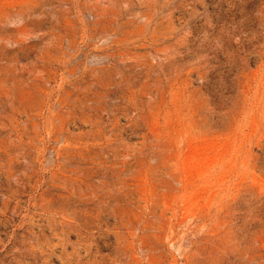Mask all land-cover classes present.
I'll return each mask as SVG.
<instances>
[{"label": "rangeland", "instance_id": "1", "mask_svg": "<svg viewBox=\"0 0 264 264\" xmlns=\"http://www.w3.org/2000/svg\"><path fill=\"white\" fill-rule=\"evenodd\" d=\"M0 264H264V0H0Z\"/></svg>", "mask_w": 264, "mask_h": 264}]
</instances>
